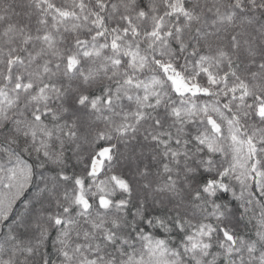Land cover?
I'll list each match as a JSON object with an SVG mask.
<instances>
[{
  "label": "trees",
  "instance_id": "1",
  "mask_svg": "<svg viewBox=\"0 0 264 264\" xmlns=\"http://www.w3.org/2000/svg\"><path fill=\"white\" fill-rule=\"evenodd\" d=\"M262 104L264 0H0V264H264Z\"/></svg>",
  "mask_w": 264,
  "mask_h": 264
},
{
  "label": "rangeland",
  "instance_id": "2",
  "mask_svg": "<svg viewBox=\"0 0 264 264\" xmlns=\"http://www.w3.org/2000/svg\"><path fill=\"white\" fill-rule=\"evenodd\" d=\"M171 76H172L173 83L181 84L183 87L186 88V85H184V83L181 81V79L179 78L178 75L173 73ZM258 111H259L260 114H264V104L259 106Z\"/></svg>",
  "mask_w": 264,
  "mask_h": 264
},
{
  "label": "water",
  "instance_id": "3",
  "mask_svg": "<svg viewBox=\"0 0 264 264\" xmlns=\"http://www.w3.org/2000/svg\"><path fill=\"white\" fill-rule=\"evenodd\" d=\"M105 156V152H101L100 154V158H103ZM100 160L99 159H95L93 160V163H92V172L93 173H97L99 168H100Z\"/></svg>",
  "mask_w": 264,
  "mask_h": 264
}]
</instances>
